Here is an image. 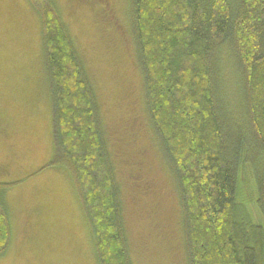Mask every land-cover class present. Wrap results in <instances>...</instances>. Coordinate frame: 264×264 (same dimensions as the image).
Segmentation results:
<instances>
[{
	"label": "trees",
	"instance_id": "16d2710c",
	"mask_svg": "<svg viewBox=\"0 0 264 264\" xmlns=\"http://www.w3.org/2000/svg\"><path fill=\"white\" fill-rule=\"evenodd\" d=\"M30 4L40 25L54 144L41 170L62 168L70 177L98 264H133L118 154L94 81L55 2ZM128 5L145 112L179 195L186 264H264V0ZM247 168L253 193L239 184L247 186ZM5 186L0 257L11 238Z\"/></svg>",
	"mask_w": 264,
	"mask_h": 264
},
{
	"label": "rangeland",
	"instance_id": "374dc122",
	"mask_svg": "<svg viewBox=\"0 0 264 264\" xmlns=\"http://www.w3.org/2000/svg\"><path fill=\"white\" fill-rule=\"evenodd\" d=\"M53 1L94 81L118 154L133 264H186L179 195L145 112L128 0ZM41 53L30 0H0V184L11 226L0 264H98L70 177L62 168L41 170L54 151ZM244 176L240 188L253 193L248 168Z\"/></svg>",
	"mask_w": 264,
	"mask_h": 264
}]
</instances>
